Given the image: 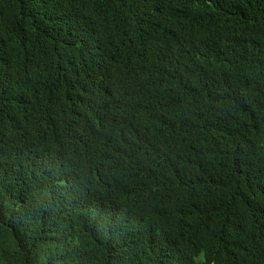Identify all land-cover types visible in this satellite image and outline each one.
I'll return each instance as SVG.
<instances>
[{
	"label": "trees",
	"instance_id": "trees-1",
	"mask_svg": "<svg viewBox=\"0 0 264 264\" xmlns=\"http://www.w3.org/2000/svg\"><path fill=\"white\" fill-rule=\"evenodd\" d=\"M0 264H264V0H0Z\"/></svg>",
	"mask_w": 264,
	"mask_h": 264
}]
</instances>
